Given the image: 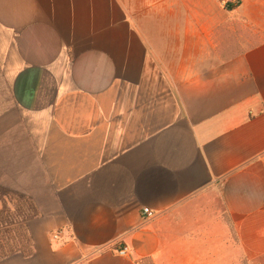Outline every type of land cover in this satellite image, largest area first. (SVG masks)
Returning a JSON list of instances; mask_svg holds the SVG:
<instances>
[{"label":"crops","instance_id":"crops-1","mask_svg":"<svg viewBox=\"0 0 264 264\" xmlns=\"http://www.w3.org/2000/svg\"><path fill=\"white\" fill-rule=\"evenodd\" d=\"M263 158L264 0H0V264H264Z\"/></svg>","mask_w":264,"mask_h":264},{"label":"rangeland","instance_id":"rangeland-1","mask_svg":"<svg viewBox=\"0 0 264 264\" xmlns=\"http://www.w3.org/2000/svg\"><path fill=\"white\" fill-rule=\"evenodd\" d=\"M27 209V202L18 196L0 193V253L28 246L29 235L24 223Z\"/></svg>","mask_w":264,"mask_h":264},{"label":"trees","instance_id":"trees-1","mask_svg":"<svg viewBox=\"0 0 264 264\" xmlns=\"http://www.w3.org/2000/svg\"><path fill=\"white\" fill-rule=\"evenodd\" d=\"M0 193L3 195H15L18 196L19 198H21L22 200H24L25 202H27L28 204V209H27V214L24 216V223H25V227L28 231V235H29V240H28V246H21L19 248H15V249H9L8 251H4L3 253H0V260L7 258L13 254L16 253H22L25 256H31L34 253V240H33V236L29 230V226H28V221L36 216H38V209L32 199L31 196H28L24 193L18 192L16 190L7 188L5 186L0 185ZM29 247V248H28Z\"/></svg>","mask_w":264,"mask_h":264},{"label":"built area","instance_id":"built-area-1","mask_svg":"<svg viewBox=\"0 0 264 264\" xmlns=\"http://www.w3.org/2000/svg\"><path fill=\"white\" fill-rule=\"evenodd\" d=\"M263 160H264V158H263ZM142 215L144 216L145 219H152L155 217V212L151 208L146 206V207L142 208ZM59 235H60V232L57 231L54 236L57 238ZM117 253L120 256H128L129 255V248L127 246L120 247L117 250Z\"/></svg>","mask_w":264,"mask_h":264}]
</instances>
